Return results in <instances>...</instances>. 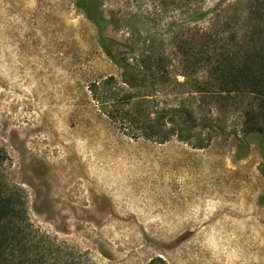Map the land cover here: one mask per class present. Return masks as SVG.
<instances>
[{"label": "rangeland", "instance_id": "rangeland-1", "mask_svg": "<svg viewBox=\"0 0 264 264\" xmlns=\"http://www.w3.org/2000/svg\"><path fill=\"white\" fill-rule=\"evenodd\" d=\"M219 1L100 0L110 22L102 47L79 0H0L2 172L24 196L32 228L96 264H264L263 150L242 129L248 102L205 92L210 67L183 77L180 65L190 34L232 23L239 0L216 11ZM120 58L172 65L152 106L209 122L180 133V119L166 120L174 135L153 136L156 115L139 123L141 107L118 103L152 95L123 83ZM137 74L126 79L137 85ZM95 91L109 97L105 109Z\"/></svg>", "mask_w": 264, "mask_h": 264}, {"label": "trees", "instance_id": "trees-1", "mask_svg": "<svg viewBox=\"0 0 264 264\" xmlns=\"http://www.w3.org/2000/svg\"><path fill=\"white\" fill-rule=\"evenodd\" d=\"M99 1L79 0L77 8L82 10L98 29L100 44L104 47L105 39L102 34L110 22L106 18L105 12L100 9ZM230 1L220 0L215 10H222L223 4ZM231 10L233 14L229 19L232 23H226L219 27L222 29L221 31L213 32L212 35L204 33L200 36L198 32L190 34V38L184 43L185 48L180 65L183 74H186L183 77L189 76L188 73L196 74V71L204 66L210 67L212 79L205 84H199L205 86V92L220 93L221 96L226 95L231 100L248 102L243 113L242 129L245 137L255 138L259 141L260 148L263 150L264 169V0H239L230 6ZM200 17H206V14H201ZM229 29L231 30L230 34L226 33ZM220 36L224 40L221 45L217 42ZM212 37L215 40H212ZM211 41L214 49L203 48L202 43ZM113 45L119 47L120 43L113 41ZM106 54L110 53L106 51ZM158 59L164 58L159 57ZM114 63L124 69V84L130 86L131 89L151 90V102L147 99V95L129 97L127 94V97L119 98L118 103L121 107H124L125 104L141 107V114L138 110L139 123L151 115H156L158 117L156 124H153L151 120L150 125V132L153 136L165 139L169 138L172 133L174 135L173 130H164V123H176V118L180 119L177 123L182 128L180 133L182 131L193 132L201 127L199 125L201 122H209L207 117H203L195 125H191V122L194 121V113L187 109L180 107L157 111L152 106L156 104L157 86L162 87L167 84L168 70H174L172 65L166 66L165 64L162 68L153 69L144 64L142 60L137 61V66H133L126 64V61L121 58L120 61L114 60ZM131 70L138 73L137 85L126 79ZM143 72L148 75L142 77ZM111 81L113 82L114 79L110 78L101 85L108 88ZM175 83L180 87L187 85V83L182 85L177 79H175ZM113 86L120 93L124 91L118 84ZM207 86L215 88V90L209 91ZM101 94L96 93L95 100L105 109L109 97L100 96ZM140 98H143V101L135 103V100ZM188 100L190 101V99L186 101ZM183 101V103L186 102ZM146 103L151 104V113L148 112L149 107ZM124 116L126 117V115ZM164 133L165 135H163ZM2 164L0 154V264H96L88 253H83L75 248L69 249L65 243L58 244L50 236L32 228L27 216L25 198L17 187L5 179ZM149 264H166V262L157 258L152 259Z\"/></svg>", "mask_w": 264, "mask_h": 264}, {"label": "bare ground", "instance_id": "bare-ground-1", "mask_svg": "<svg viewBox=\"0 0 264 264\" xmlns=\"http://www.w3.org/2000/svg\"><path fill=\"white\" fill-rule=\"evenodd\" d=\"M49 161H50V160H49ZM50 162H51V161H50ZM50 162H49V163H50ZM50 164H51V163H50Z\"/></svg>", "mask_w": 264, "mask_h": 264}]
</instances>
